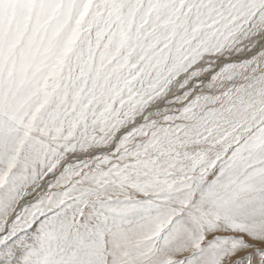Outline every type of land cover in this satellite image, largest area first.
Returning <instances> with one entry per match:
<instances>
[{"label": "snow or ice", "instance_id": "snow-or-ice-1", "mask_svg": "<svg viewBox=\"0 0 264 264\" xmlns=\"http://www.w3.org/2000/svg\"><path fill=\"white\" fill-rule=\"evenodd\" d=\"M0 264H264V0H0Z\"/></svg>", "mask_w": 264, "mask_h": 264}]
</instances>
